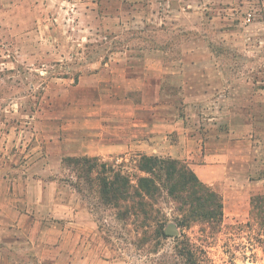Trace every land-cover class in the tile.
I'll list each match as a JSON object with an SVG mask.
<instances>
[{
	"label": "rangeland",
	"instance_id": "1",
	"mask_svg": "<svg viewBox=\"0 0 264 264\" xmlns=\"http://www.w3.org/2000/svg\"><path fill=\"white\" fill-rule=\"evenodd\" d=\"M127 2L135 7L134 12L123 15V23L133 28L118 31L123 41L116 45L118 48L127 43L143 50L161 41L175 59L176 43L195 36L191 30H177L170 25L160 29L159 23H152L154 19L148 23L155 28L146 30L143 0ZM79 3L82 4L76 0H0V166L23 167L26 183L27 169L35 163L36 177L74 191L84 213L94 221V228L80 235L57 238L54 251L42 248L39 254L29 239L10 246L0 242V264L6 256L21 264H264V216L253 213L252 203L255 197L264 196V16L251 14L252 22L248 23V14L242 12V26L232 35L238 44L220 42L214 46L227 69L252 71L249 77H231L242 91L238 92L239 101L246 106L234 111L231 127L243 137L252 136L256 142L250 150L233 152L229 168L210 171L216 179L205 184L222 198V217L214 222L211 218L197 220L179 228L177 219L183 216L180 205L166 192L148 207L147 213L137 215L124 209L125 214L118 216L115 208L101 201L97 171L90 173L92 181L87 183L77 177L75 167L67 161L98 158L99 163L124 164L136 174L142 156L178 160L193 172V162L202 163L204 159L201 155L198 160L189 159L184 153L173 157L168 151L148 155L142 150V137L130 144L122 142L114 151L95 154V133L85 134L75 123L80 122L84 113L82 98L87 95L81 92L80 82L81 76L93 71L97 62L108 58L117 48L112 44L116 35L111 31L116 22L96 8L92 12L79 8ZM14 7L19 10L13 12ZM254 22L262 23V28L255 31L250 27ZM103 25L110 28L108 32L100 29ZM250 38L262 42L257 47L245 46V40ZM247 83L249 91L244 92L240 86ZM167 87V100L180 103L179 77L168 79ZM87 100L95 101L96 97L88 94ZM175 112L181 117L188 115L185 107ZM207 112L205 118L215 111ZM205 150L203 145L200 154ZM86 151L94 155L87 156ZM45 168L50 172H45ZM8 176L13 175L8 172ZM77 185L82 189L80 193ZM159 220H166V230L171 226L175 233L166 232L168 238L158 237L155 230Z\"/></svg>",
	"mask_w": 264,
	"mask_h": 264
},
{
	"label": "crops",
	"instance_id": "2",
	"mask_svg": "<svg viewBox=\"0 0 264 264\" xmlns=\"http://www.w3.org/2000/svg\"><path fill=\"white\" fill-rule=\"evenodd\" d=\"M76 1L82 2L79 8L87 12L96 8L116 22L111 28L116 35L112 41L114 47L123 43L119 32L133 28L123 23V15L134 12L135 5L128 3L129 0ZM142 7L144 29L155 28L148 23L154 19L152 23H159L160 29L170 25L177 30H191L195 36L176 43L175 59L161 41L143 50L131 48L127 43L123 48H114L108 58L95 64L93 71L81 76V92L94 94L96 100L88 101L87 95L82 98L84 113L80 122L75 123L83 133H95L96 155L142 137V150L148 155L168 151L173 157L178 153L193 160L203 157L202 163L193 162L194 172L204 183L211 184L216 179L211 170L229 168V156L233 152L250 150L256 142L252 136L243 137L231 127L234 111L246 107L239 101L238 92L242 91L231 77H249L252 71L227 69L214 46L220 42L237 43L232 35L242 26L241 13H247L248 17L264 16V0H143ZM250 27L257 31L262 23L254 22ZM100 29L108 32L110 28L103 25ZM261 42L250 38L245 40V46L257 47ZM176 77L182 95L180 103L169 101L166 96L168 79ZM248 84L240 89L249 91ZM180 107H185L187 116L177 115L175 110L179 111ZM207 111L215 112L205 118ZM171 140L177 142L167 144ZM203 145L206 150L200 154ZM90 154L94 155L85 152L87 156ZM34 166L35 163L27 169L30 181L26 183L22 178L23 167L0 166V242L10 246L23 238L29 239L39 254L42 248L54 251L57 238L80 235L86 229L92 230L95 223L84 213L85 208L73 190L36 177ZM8 172L13 176H8ZM45 172L50 170L45 168ZM9 258H3L2 264H21Z\"/></svg>",
	"mask_w": 264,
	"mask_h": 264
},
{
	"label": "trees",
	"instance_id": "3",
	"mask_svg": "<svg viewBox=\"0 0 264 264\" xmlns=\"http://www.w3.org/2000/svg\"><path fill=\"white\" fill-rule=\"evenodd\" d=\"M67 161L75 167L77 177L85 179L87 183L92 181L90 173L97 171L101 201L115 208L118 216L125 214L124 209L125 212L133 210L137 215L147 213L148 207L166 192L180 205L179 211L183 216L177 219L179 228H185L197 220L211 218L214 222L222 217V198L209 189L190 167L178 160L142 156L136 165V174H132L124 164L99 163L98 158H69ZM76 190L80 193L82 189L77 185ZM252 203L253 213L264 216V196L255 197ZM211 205L214 207L211 208ZM167 223L166 220L156 222L158 237L168 238Z\"/></svg>",
	"mask_w": 264,
	"mask_h": 264
},
{
	"label": "water",
	"instance_id": "4",
	"mask_svg": "<svg viewBox=\"0 0 264 264\" xmlns=\"http://www.w3.org/2000/svg\"><path fill=\"white\" fill-rule=\"evenodd\" d=\"M166 232L169 233V234H174V233H175V228L170 226V227L166 230Z\"/></svg>",
	"mask_w": 264,
	"mask_h": 264
},
{
	"label": "built area",
	"instance_id": "5",
	"mask_svg": "<svg viewBox=\"0 0 264 264\" xmlns=\"http://www.w3.org/2000/svg\"><path fill=\"white\" fill-rule=\"evenodd\" d=\"M247 22H248V23L251 22V17H248Z\"/></svg>",
	"mask_w": 264,
	"mask_h": 264
}]
</instances>
